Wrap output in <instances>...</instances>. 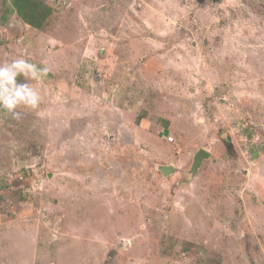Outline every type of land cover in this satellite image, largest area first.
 I'll use <instances>...</instances> for the list:
<instances>
[{"label": "rangeland", "instance_id": "rangeland-1", "mask_svg": "<svg viewBox=\"0 0 264 264\" xmlns=\"http://www.w3.org/2000/svg\"><path fill=\"white\" fill-rule=\"evenodd\" d=\"M16 1L0 63L50 71L0 109V264H264V0Z\"/></svg>", "mask_w": 264, "mask_h": 264}, {"label": "clouds", "instance_id": "clouds-1", "mask_svg": "<svg viewBox=\"0 0 264 264\" xmlns=\"http://www.w3.org/2000/svg\"><path fill=\"white\" fill-rule=\"evenodd\" d=\"M49 71L47 66L40 67L23 56L0 63V109L5 110L15 120L21 119V112L17 111L21 106L36 109L42 102L41 92L26 81L39 83ZM21 76L25 78V82L18 80ZM169 138L167 136L166 139L170 143L173 139L170 141ZM123 244L126 245L124 242Z\"/></svg>", "mask_w": 264, "mask_h": 264}, {"label": "trees", "instance_id": "trees-1", "mask_svg": "<svg viewBox=\"0 0 264 264\" xmlns=\"http://www.w3.org/2000/svg\"><path fill=\"white\" fill-rule=\"evenodd\" d=\"M16 2L19 3V0H17ZM23 2L24 4L19 5L16 3L22 19L25 20V22L36 26L44 23V19L47 16L48 12L40 11L42 7L36 6V4L34 3L35 0H25ZM24 9H26L25 12H23ZM164 134V136L166 137V133Z\"/></svg>", "mask_w": 264, "mask_h": 264}, {"label": "water", "instance_id": "water-1", "mask_svg": "<svg viewBox=\"0 0 264 264\" xmlns=\"http://www.w3.org/2000/svg\"><path fill=\"white\" fill-rule=\"evenodd\" d=\"M209 157V154L203 150L198 151L194 157H193V163L191 166V172H194L197 170L198 166H199V162L202 159H206ZM159 169H161V171L166 175L168 173L173 172V169L171 167H160Z\"/></svg>", "mask_w": 264, "mask_h": 264}, {"label": "built area", "instance_id": "built-area-1", "mask_svg": "<svg viewBox=\"0 0 264 264\" xmlns=\"http://www.w3.org/2000/svg\"><path fill=\"white\" fill-rule=\"evenodd\" d=\"M169 140L171 141V140H172V138H169Z\"/></svg>", "mask_w": 264, "mask_h": 264}, {"label": "crops", "instance_id": "crops-1", "mask_svg": "<svg viewBox=\"0 0 264 264\" xmlns=\"http://www.w3.org/2000/svg\"><path fill=\"white\" fill-rule=\"evenodd\" d=\"M166 128L164 127L163 130H165Z\"/></svg>", "mask_w": 264, "mask_h": 264}]
</instances>
